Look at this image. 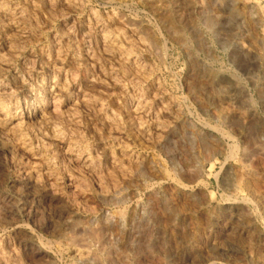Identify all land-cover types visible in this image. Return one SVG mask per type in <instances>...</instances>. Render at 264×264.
<instances>
[{"label": "rangeland", "instance_id": "obj_1", "mask_svg": "<svg viewBox=\"0 0 264 264\" xmlns=\"http://www.w3.org/2000/svg\"><path fill=\"white\" fill-rule=\"evenodd\" d=\"M0 8V264H264V0Z\"/></svg>", "mask_w": 264, "mask_h": 264}, {"label": "bare ground", "instance_id": "obj_2", "mask_svg": "<svg viewBox=\"0 0 264 264\" xmlns=\"http://www.w3.org/2000/svg\"><path fill=\"white\" fill-rule=\"evenodd\" d=\"M2 1H3V0H2ZM52 1H53V0H52ZM74 1H75V0H73V3H74ZM50 2H51V1H50ZM52 3H53V2H52ZM49 4H50V3H49ZM15 6H16V5H15ZM38 6H39V5H38ZM48 6H49V5H48ZM1 7H2V6H1ZM67 7H68V6H67ZM75 7H76V6H75ZM72 8H73V7H72ZM72 8H71V9H72ZM76 8H77V7H76ZM0 9H1V8H0ZM5 9H6V8H5ZM9 9H10V8H9ZM13 9H14V8H13ZM57 9H58V8H57ZM1 10H2V9H1ZM10 10H11V9H10ZM18 10H19V9H18ZM9 12H12V11H9ZM6 13H7V12H6ZM6 13H4V14H6ZM14 13H16V10H15ZM18 13H21V12L19 11ZM1 14H2V13H1ZM16 14H17V13H16ZM4 16H5V15H4ZM9 16H10V15H9ZM15 16H17V15H15ZM15 16H14V17H15ZM19 16H20V15H19ZM10 18H12V16H11ZM18 18H19V17H18ZM8 19H9V18H7V20H8ZM94 19H95V16H94ZM89 23H90V22H89ZM91 24H92V23H91ZM96 24H97V23H96ZM15 25H16V24H15ZM15 25H14V26H15ZM89 25H90V24H89ZM88 27H89V26H88ZM102 27H103V26H102ZM13 28H14V27H13ZM15 28H16V27H15ZM21 28H22V27H21ZM89 28H90V27H89ZM103 28L107 29L106 27H103ZM91 29H92V27H91ZM91 29H90V30H91ZM105 29H104V30H105ZM120 29H121V28H120ZM122 29H123V28H122ZM20 30H21V29H20ZM20 30H19V31H20ZM22 30H24V29L22 28ZM108 30H109V29H108ZM22 32H23V31H22ZM112 32H113V31H112ZM97 33L100 34L99 32H97ZM117 33H118V32H117ZM115 34H116V33H115ZM101 35H102V36H100V37L102 38V41H103V42L100 41V43H104V44H106V45H112V44L114 43L116 37H117V36H116V37L113 38V37L109 36L108 34H106V32H105V33L103 32ZM110 35H111V34H110ZM119 35L122 36V33L120 34V32H119ZM119 35H118V38H119ZM113 36H114V35H113ZM121 36H120V37H121ZM125 36H126V35H125ZM122 37H123V36H122ZM122 37H121V38H122ZM88 39H89V38H88ZM119 39H120V38H119ZM126 39H127V38H126ZM116 40H117V39H116ZM120 40H121V39H120ZM131 41H132V40H131ZM61 42H62V41H61ZM120 43H121V42H120ZM129 44H130V43H129ZM118 45H119V44H118ZM136 45H137V44H136ZM120 46H121V45H120ZM123 46H124V45H123ZM104 47H105V46H103V49L106 50V48H104ZM116 48H117V47H116ZM122 48L125 49L126 47H121V49H122ZM111 49H112V48H111ZM111 49H110V50H111ZM117 49H118V50H115V52L120 53L121 57H123V58H122L123 60H128V61L130 60V57H128V56L124 53V51L126 52L127 49H125L124 51H123V50H120V47H118ZM112 50H113V49H112ZM12 51H13V50H12ZM113 51H114V50H113ZM106 52H107V51H106ZM109 52H110V51H109ZM47 53H48V52H47ZM107 53H108V52H107ZM113 53H114V52H113ZM113 53L111 52L110 54H113ZM108 54H109V53H108ZM114 54H116V53H114ZM120 55H119V56H120ZM125 55H126V56H125ZM111 56H112V55H110V57H111ZM113 56H114V55H113ZM116 57H117V56H116ZM58 58H59V57H58ZM113 58H115V57H113ZM119 58H120V57H119ZM138 58H139V57H138ZM62 59H63V58H62ZM116 59H117V58H116ZM131 59H132V58H131ZM135 59H136V58H135ZM117 60H118V59H117ZM60 61H61V60H60ZM92 62H93V61H92ZM119 62H120V61H119ZM120 63H122V62H120ZM120 63H119V64H120ZM134 63H135V62H134ZM1 64H2V63H1ZM137 64H138V63H137ZM137 64L135 63V65H137ZM124 65H125V64H124ZM122 66H123V65H122ZM129 66H130V65H129ZM147 66H148V65H147ZM150 66H151V65H150ZM132 68H133V65H132ZM59 70H60V69H59ZM64 70H65V69H64ZM64 70H63V71H64ZM134 70H135V68H134ZM137 70H138V69H137ZM143 70H144V69H143ZM66 71H67V70H66ZM87 71H88V70H87ZM64 72H65V71H64ZM134 72H135V71H134ZM136 72H137V71H136ZM139 72H142V74H145V73H143V71H140V70H139ZM62 73H63V72H62ZM65 73H66V72H65ZM65 73H64V74H65ZM66 74H67V73H66ZM124 74H125V73H124ZM131 74H132V73H131ZM142 74H141V76H142ZM55 75H56V74H55ZM71 75H72V73H71ZM71 75H70V76H71ZM136 75H137V74H136ZM147 75H148V74H147ZM149 75H150V74H149ZM61 76H62V75H60V77H61ZM131 76H132V75H131ZM138 76H140V74H139ZM141 76H140V77H141ZM124 77H126V76H124ZM149 77H150V76H149ZM66 78H67V77H66ZM119 79H120V78H119ZM131 79H132V78H131ZM138 79H139V78H138ZM147 79H148V78H147ZM63 80H65V79H63ZM63 80H62V81H63ZM70 80H73V79H70ZM139 80H140V79H139ZM50 81H51V80H50ZM67 81H68V80H67ZM74 81H76V80H74ZM137 81H138V80H137ZM63 82H64V81H63ZM63 82H62V83H63ZM72 82H73V81H72ZM139 82H140V81H139ZM62 83H61V84H62ZM65 83H66V81H65ZM97 84H98V83H97ZM134 84H135V83H134ZM53 85H54V84H53ZM62 85H63V84H62ZM93 85H94V84H93ZM58 86H59V85H58ZM116 86H117V85H116ZM121 86H122V85H121ZM129 86H130V85H129ZM117 87H118V86H117ZM135 87H136V86H135ZM156 87H157V86H156ZM120 88H123V87H120ZM124 88H125V87H124ZM124 88H123V89H124ZM158 88H159V87H158ZM52 89H53V88H52ZM117 89H119V87H118ZM123 89H122V91H123ZM49 90H50V89H49ZM54 90H55V89H54ZM63 90H64V89H63ZM157 90L159 91V89H157ZM119 91H120V90H119ZM139 91H140V90H139ZM160 91H162V90H160ZM11 92H12V90H11ZM82 92H83V91H82ZM154 92H155V91H154ZM83 93H84V92H83ZM125 93H126V91H125ZM143 93H144V92H143ZM85 94H86V93H85ZM156 94H157V92H156ZM148 95H149V94H148ZM125 96H126V95H125ZM143 96H144V95H143ZM143 96H142V99H143ZM153 96H154V95H153ZM88 97H89V96H88ZM148 97H149V96H148ZM160 97H161V96H160ZM160 97H159V98H160ZM12 98H13V97H12ZM79 98H80V97H79ZM90 98H92V96H91ZM140 98H141V96H140ZM145 99H146V98H145ZM155 99H156V98H155ZM78 100H79V99H78ZM89 100H90V99H89ZM89 100H88V99H85V98L83 97V101H85L86 104H92V106L95 107V108L98 110L99 115H100L101 122H103V124L107 123L108 125H110L114 120L117 119L116 117H115L116 119H114V116H112V115H108V114H110V113L107 114V112H103L101 106H98L96 103L93 104V103H91V101H89ZM91 100H93V98H92ZM138 100H139V99H138ZM138 100H137V101H138ZM152 100H154V99H152ZM157 100H158V99H157ZM3 101H4V100H3ZM54 101H55V100H54ZM96 101H97V100H96ZM98 101H99V100H98ZM142 101H143V100H142ZM92 102H93V101H92ZM128 102H129V101H128ZM154 102H155V101H154ZM5 103H6V102H5ZM53 103H54V102H53ZM136 103H137V102H136ZM140 103H141V99H140ZM99 104L101 105V103H99ZM162 104H163V103H162ZM164 104H165V103H164ZM13 105H15V103H14ZM138 105H139V103H138ZM144 105H145V104H144ZM167 105H168V103H167ZM53 106H54V104H53ZM89 106H91V105H89ZM169 106H170V105H169ZM8 107H9V106H8ZM135 107H137V106H135ZM135 107H134V108H135ZM138 107H139V106H138ZM141 107H142V106H141ZM141 107H140V110H141ZM164 107H168V106H166V104H165ZM173 107H174V106H173ZM53 108H54V107H53ZM105 108H106V107H105ZM145 109H146V108H145ZM149 109H150V108H149ZM163 109H164V108H163ZM9 110H10V109H9ZM11 110H12V109H11ZM11 110H10V111H11ZM17 110H18V109H17ZM129 110H130V109H129ZM135 110H136V109H135ZM135 110H134V111H135ZM140 110H139V111H140ZM142 110H143V109H142ZM142 110H141V111H142ZM10 111L8 112V108H7L3 103L0 102V116L5 117V118L7 119V121H9V120L12 119V118L10 117V114H9ZM107 111H108V110H107ZM143 111H145V110H143ZM143 111H142V112H143ZM68 112H69V111H68ZM137 112H138V111H137ZM145 112H146V111H145ZM16 113H17V111H16ZM57 113H58V112H57ZM14 114H15V113H14ZM67 114H68V113H67ZM137 114H139V113H137ZM113 115H114V114H113ZM13 116H14V115H13ZM116 116H117V115H116ZM118 116H119V115H118ZM118 116H117V117H118ZM17 117H18V116H17ZM156 117H158V116H156ZM156 117H153V118H156ZM160 117H161V116H160ZM74 118H75V117H74ZM120 118H121V117H120ZM13 119H14V118H13ZM14 120H15L16 122H14V124H11V125H12V126H11L12 129H15L16 126H18V118L15 117ZM117 120H118V119H117ZM152 120H153V119H152ZM155 120H156V119H155ZM155 120H154V121H155ZM1 121H2V120H1ZM7 121H6V123H7ZM19 121H21V120H19ZM121 121H122V120H121ZM159 121H160V120H159ZM59 122H60V121H59ZM98 122H99V121H98ZM139 122H141V121H139ZM11 123H12V122H11ZM119 123H120V122L118 121V124H119ZM157 123H158V121H157ZM8 124H10V122H9ZM99 124L101 125L102 123L99 122ZM112 124H113V123H112ZM115 124H116V123H115ZM115 124H114V126H115ZM123 124H124V123H123ZM138 124H139V126H140V123H138ZM138 124L136 123L135 125L137 126ZM142 124H143V122H142ZM144 124H145V123H144ZM144 124H143V125H144ZM4 125H5V124H4ZM4 125H3V126H4ZM151 125H152V124H151ZM98 126H99V125H98ZM155 126H156V125H155ZM5 127H6V126H5ZM18 127H19V126H18ZM76 127H77V126H76ZM93 127H94V125H93ZM118 127H119V126H118ZM140 127H141V126H140ZM148 127H149V126H147L146 129H145V128H144V129L147 131V130L149 129ZM3 128H4V127H3ZM9 128H10V127H9ZM101 128H102V127H101ZM121 128H122V127H121ZM133 128H134V127H133ZM161 128H162V127H161ZM161 128H160V129H161ZM1 129H2V128H1ZM4 129H6V128H4ZM54 129H55V128H54ZM116 129H118V128H116ZM123 129H124V128H123ZM134 129H135V128H134ZM139 129H140V128H139ZM158 129H159V127L157 126L155 131H157ZM120 130H121V129H120ZM145 130H143V133H144ZM150 130H151V128H150ZM153 130H154V129H152V131H153ZM161 130H162V129H161ZM9 131H10V130H9ZM9 131H8V132H9ZM11 131H12V130H11ZM11 131H10V132H11ZM15 131H17V128H16ZM15 131H13L12 133H14ZM19 131H21V130H19ZM52 131H53V130H52ZM121 131L124 132L123 130H121ZM140 131H141V130H140ZM155 131H153V132H154V133H157V132H155ZM158 131H159V130H158ZM54 132H55V130H54ZM54 132H53V133H54ZM112 132H113V131H112ZM138 132H139V131H138ZM147 132H149V131H147ZM4 133H5V132H4ZM110 133H111V132H110ZM158 133H159V132H158ZM14 134H15V133H14ZM61 134H62V133H61ZM70 134H71V133H70ZM72 134H73V133H72ZM115 134H116V133H115ZM119 134H120V133H119ZM161 134H162V132H161ZM52 135H53V134H52ZM109 135H110V134H109ZM111 135H113V134L111 133ZM123 135H124V134H123ZM121 136H122V135H121ZM157 137H158V136H157ZM53 138L55 139L54 136H53ZM62 138H64V137H62ZM113 138H114V137H113ZM148 139H149V138H148ZM60 141H62V139H61ZM29 143H30V142H29ZM63 143H64V142H63ZM63 143H62V144H63ZM68 143H69V142H68ZM30 144H31V143H30ZM77 145H78V144H77ZM127 145H128V144H127ZM29 146H30V145H29ZM78 146H79V145H78ZM78 146H77V147H78ZM80 147H81V146H80ZM125 147H126V145H125ZM127 147H128V146H127ZM65 148H66V147H65ZM68 148H69V147H68ZM81 148H82V147H81ZM121 148H122V147H121ZM123 148H124V147H123ZM72 149H73V148H72ZM72 149H71V150H72ZM75 149H76V148H75ZM69 150H70V149H69ZM122 150H123V149H122ZM122 150H121V151H122ZM127 150H130V149H127ZM40 151H41V150H40ZM65 151H66V150H65ZM73 152H74V151H73ZM125 152H126V151H125ZM78 153H79V152H78ZM81 154H82V153H81ZM122 154H124V152H123ZM76 155H77V154H76ZM84 155H85V154H84ZM88 155H89V154H88ZM120 155H121V154H120ZM129 155H130V154H129ZM35 156H36V155H35ZM73 156H74V155H73ZM121 156H122V155H121ZM127 156H128V155H127ZM131 156H132V155H131ZM69 157H70V156H69ZM82 157H83V156H82ZM123 157H126V156H123ZM51 158H52V157H51ZM75 158H76V157H75ZM84 158H85V157H84ZM114 158H115V156H114ZM139 158H140V157H139ZM42 159H43V158H42ZM71 159H72V158H71ZM127 159H130V158H127ZM137 159H138V158H137ZM141 159H142V158H141ZM143 159H144V158H143ZM85 160H86V159H85ZM88 160H89V159H88ZM110 160H111V159H110ZM112 160H113V159H112ZM44 162H46V161H44ZM116 162H117V161H116V159H115V166L118 168V170L121 171V174H122V173L126 174V172H127V171H126L127 169L125 168L126 165L123 166L125 163H123V164L121 165V164H117ZM124 162H125V161H124ZM47 163H50V162H47ZM81 163H82V162H81ZM111 163H113V161H112ZM127 163H129V162H127ZM132 163H133V162H132ZM138 163H141V162H137V161H136V164H138ZM35 164H36V163H35ZM42 164H43V162H42ZM50 164H51V163H50ZM83 164H84V162H83ZM113 164H114V163H113ZM113 164H111V165L113 166ZM47 165H48V164H47ZM47 165H46V166H47ZM52 165H53V164H52ZM52 165H51V167H52ZM132 165H133V164H132ZM134 165H135V164H134ZM38 166H39V165H38ZM41 166H43V165H41ZM48 166H49V165H48ZM87 166H88V165H87ZM35 167H36V166H35ZM89 167H91V166H89ZM43 168H44V167H43ZM45 168H46V167H45ZM48 168H50V167H48ZM132 168H133V167H132ZM132 168H131V169H132ZM32 169H33V168H32ZM35 169H36V168H35ZM35 169H34L33 171H31V172H32V173H31V178H33L35 181L39 182V181H40V180H39V177H40V179H41V176L38 175L39 173H38V174L36 173ZM39 169H41V168H39ZM46 169H47V168H46ZM92 169H93V168H92ZM37 170H38V169H37ZM43 170H44V169H43ZM47 170H48V169H47ZM51 170H52V169H50L49 171H51ZM54 170H55V169H54ZM45 171H46V170H44V172H45ZM95 171H96V170H95ZM136 171H137V170H136ZM164 171H165V170H164ZM40 172H41V171H40ZM46 172H47V171H46ZM249 172H250V171H249ZM51 173H52V172H51ZM77 173H78V172H77ZM97 173H98V172H97ZM113 173H115V172H113ZM132 173H133V172H132ZM41 174H42V173H41ZM45 174H46V173H45ZM47 174H48V173H47ZM47 174H46V177H47ZM53 174H54V171H53ZM80 174H81V173H80ZM100 174H101V173H100ZM116 174H117V173H116ZM130 174H131V173H130ZM42 175H44V174H42ZM75 175H76V174H75ZM77 175H78V174H77ZM96 175H97V174H96ZM117 175H118V174H117ZM71 176H72V175H71ZM73 176H74V175H73ZM73 176H72V177H73ZM80 176H81V175H80ZM80 176H78V177H80ZM98 176H99V175H98ZM112 176H113V175H112ZM167 176H168V175H167ZM72 177H71V178H72ZM110 177H111V176H110ZM116 177H117V176H116ZM119 177H120V176H119ZM51 178H52V177H51ZM54 178H55V177H54ZM75 178H76V176H75ZM99 178H100V176H99ZM99 178H98V179H99ZM101 178H102V177H101ZM33 179H32V180H33ZM44 179H46V178H44ZM48 179H50V178H48ZM73 179H74V178H72V180H73ZM81 179L83 180L82 177H81ZM84 179H85V178H84ZM102 179H103V178H102ZM109 179H110V178H109ZM113 179H114V178H112L111 181H112ZM29 180H30V176H29ZM34 180H33V181H34ZM50 180H51V179H50ZM74 180H75V179H74ZM77 180H79V179H77ZM84 181H85V180H84ZM100 181H101V179H100ZM127 181H128V179H127ZM238 181H239V180H238ZM74 182H75V181H74ZM74 182H72V183H73V186H74ZM85 182H86V181H85ZM102 182H103V181H102ZM40 183H41V182H39V184H40ZM53 183H54V181H53ZM77 183L80 184V182H77ZM77 183H76V187H77V189H78V185H79V184L77 185ZM238 183H239V182H238ZM33 184H34V183H33ZM37 184H38V183H37ZM111 184H112V183H111ZM50 185H51V184H50ZM84 185H85V183H84ZM118 185H119V184H118ZM118 185H117V186H118ZM51 186H53V185H51ZM51 186H50V187H51ZM54 186H55V185H54ZM79 186H80V185H79ZM87 187H88V186H87ZM123 187H124V186H123ZM83 188H84V187H83ZM85 188H86V187H85ZM101 188H102V187H101ZM44 189H45V188H44ZM75 189H76V188H75ZM79 189H80V187H79ZM79 189H78V190H79ZM88 189H89V188H87V190L85 189L86 192L88 191ZM102 189H103V188H102ZM45 190H46V189H45ZM99 190H100V189H99ZM113 190H114V189H113ZM50 191H51V190H50ZM50 191H48V192H50ZM80 191H81V190H80ZM89 191H90V190H89ZM89 191H88V193H89ZM95 191H96V190H95ZM104 191H105V190H104ZM53 192H54V191H53ZM53 192H52V193H53ZM59 192H60V191H59ZM83 192H84V191H82V193H83ZM101 192H102V191H101ZM105 192H106V191H105ZM54 193H55V192H54ZM82 193H80V194L82 195ZM97 193H98V192H97ZM97 193H96V194H97ZM56 194H57V193H56ZM56 194H55V195H56ZM78 194H79V193H78ZM102 194H103V193H102ZM58 195H60V193H58ZM83 195H84V194H83ZM90 195H91V194H90ZM98 195L100 196V193H99ZM117 195H118V194H117ZM91 196H92V195H91ZM91 196H89V197L87 196V197L90 199ZM105 196H106V195H105ZM108 196H109V195H108ZM76 197H77V196H76ZM80 197H81V196H80ZM84 197H85V196H84ZM93 197H94V196H93ZM96 197H97V196H96ZM82 198H83V197H82ZM100 198H101V197H100ZM103 198H104V197H103ZM112 198H113V197H112ZM73 199H75V198H73ZM73 199H72V200H73ZM67 200H68V199H67ZM83 201H84V200H83ZM90 201H91V200H90ZM69 202H71V203H70V204H71V207H74V208H75V207H77V205L79 206V204L76 203L75 200H74V201H70V200H69ZM67 203H68V202H67ZM87 204H88V203H87ZM79 207H80V206H79ZM81 208H82V207H81ZM74 210H75V209H74ZM78 210H79V209H78ZM78 210H77V211H78ZM74 212H75V211H74ZM123 216H124V215H123ZM119 217H120V216H119ZM123 218H124V217H123ZM97 224H98V223H97ZM103 225H104V224H103ZM99 227H100V226H99ZM95 231H96V230H95ZM97 232H98V231H97ZM91 233H92V232H91ZM93 234H94V232H93ZM92 237H94V236H92ZM88 250H89V249H88ZM77 253H78L79 256H80V255H83V256H84V255H85V256L88 255L87 252H85V251H83V250L79 251L78 249H77ZM77 253H76V254H77ZM93 253H94V252H93ZM3 256H4V255H3Z\"/></svg>", "mask_w": 264, "mask_h": 264}]
</instances>
